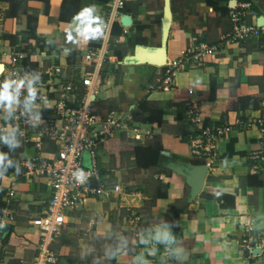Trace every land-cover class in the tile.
Segmentation results:
<instances>
[{
	"label": "crops",
	"instance_id": "crops-1",
	"mask_svg": "<svg viewBox=\"0 0 264 264\" xmlns=\"http://www.w3.org/2000/svg\"><path fill=\"white\" fill-rule=\"evenodd\" d=\"M64 1H0V63L4 72L12 52L29 51L37 71L60 66L61 81L76 87L73 100L79 101L83 55L98 44L111 1L80 0L81 8L91 7V17L70 21L61 19ZM235 1L253 4L260 14L255 22L264 25V0H171L168 30L165 0H125L123 16H130L132 24L118 22L120 34H113V53L104 66L96 106L129 112L130 125L142 136L117 131L99 148L98 185L120 186L121 191L66 211L67 222L52 247L58 264H264V252H250L243 245L249 227L264 235V138L258 128L238 125L249 117L264 118V50L248 40L224 43L202 59L189 53L201 42L217 45L231 31L228 12ZM13 4L21 6L12 15ZM160 48L166 49L164 67L128 59ZM178 59L187 61V67L167 85L169 63ZM57 96L52 94L46 109L50 115ZM189 101L199 108L203 125L232 126L217 139L210 166L191 150L198 126L187 119ZM23 102L33 105L30 98ZM155 110L163 111L161 123L146 120L158 118L151 114ZM12 113L6 92L0 90V264H33L40 254L41 230L32 221L46 211L51 187L45 177L18 174L36 149L13 136ZM137 147L157 150V163L139 166ZM57 150L49 141L43 156L50 159ZM254 153H260L261 162L252 158ZM81 161L84 168L92 167L88 152ZM201 165L208 171L195 192L189 182ZM253 175L262 186L248 182ZM217 193L233 195L235 206H222L212 197ZM166 247L171 257L164 255Z\"/></svg>",
	"mask_w": 264,
	"mask_h": 264
},
{
	"label": "built area",
	"instance_id": "built-area-1",
	"mask_svg": "<svg viewBox=\"0 0 264 264\" xmlns=\"http://www.w3.org/2000/svg\"><path fill=\"white\" fill-rule=\"evenodd\" d=\"M124 8L125 0H111L108 14L100 23L98 44L90 47L83 55L81 77L84 91L81 100H73L77 90L74 85H65L61 81L60 66H51L45 72L25 70L22 61L27 58L29 51L12 52L6 70L0 73V90L6 92L13 111L11 132L17 140L26 144L32 143L36 149V156L24 161L18 174L45 177L51 187L46 211L32 221L41 230L40 254L33 264H58V257L52 247L67 222L66 211L80 208L92 198L108 199L114 192L121 191L120 186L114 189L102 184L94 188L89 186L92 177L99 181L100 172L96 158L99 148L117 131L132 132L137 138L142 136L140 129L130 125L132 118L129 112L100 110L96 106L104 66L111 61L113 53L114 24L121 20ZM259 15L250 2L235 1L230 4L228 12L232 23L231 31L217 45L201 42L189 53L194 59H202L206 55L214 54L224 43L248 40L257 41L259 48L264 50V25L255 22ZM249 18L254 21L249 22ZM186 54L188 52L184 53V57ZM186 67L187 61L182 59L170 62L166 71L167 85L172 84V78ZM44 75L47 76L46 79L43 78ZM41 86L45 88L44 91L39 89ZM55 93L58 96L50 115L46 109H49V101ZM192 93L190 90V94ZM26 98H30L33 105L25 106L23 101ZM186 116L198 126L191 138L192 153L206 158L210 166L217 149V139L229 134L232 126L226 124L212 128L203 125L200 110L194 101L188 102ZM238 125L248 129L258 128L264 138V118L249 117L239 121ZM49 141L58 145L56 154L50 159L43 156L44 146ZM85 152L91 157L90 169L82 165L81 159ZM252 158L260 162L262 159L260 153H254ZM13 194V191H9L10 196ZM248 232L251 234L243 244L246 249L251 252L258 248L264 252V235L252 233V227L248 228ZM164 255L171 257L170 247L164 249Z\"/></svg>",
	"mask_w": 264,
	"mask_h": 264
},
{
	"label": "trees",
	"instance_id": "trees-1",
	"mask_svg": "<svg viewBox=\"0 0 264 264\" xmlns=\"http://www.w3.org/2000/svg\"><path fill=\"white\" fill-rule=\"evenodd\" d=\"M2 1V0H0ZM111 0H93V2L98 4H108ZM80 0H65L62 6L61 10V19L64 21H70L74 18L77 19H87L91 17L92 9L91 7H82L80 4ZM19 4H13L11 6L10 13L14 14V9L16 7H20ZM11 15V16H12ZM118 28V22L114 24L113 28V34H120V31L117 30ZM123 32V31H122ZM35 36V35H33ZM99 37V35H98ZM34 38V37H33ZM36 38V37H35ZM99 39V38H98ZM117 55L119 58H123L122 55H120L119 52H117ZM22 66L27 71H37L38 70V64L35 62H31L30 59L27 57L22 61ZM157 113L158 118L153 116L148 117L147 121H157L161 123L162 117H163V111H151ZM159 158V152L157 150H154L151 147H137L136 148V160L137 164L143 168H147L152 164H156L157 160ZM248 182L255 186H262L263 181L260 179L258 175L250 176L248 179ZM215 199L219 200L222 203V206L226 208H233L235 206V197L233 195L223 194V193H217L216 195L212 196Z\"/></svg>",
	"mask_w": 264,
	"mask_h": 264
},
{
	"label": "water",
	"instance_id": "water-1",
	"mask_svg": "<svg viewBox=\"0 0 264 264\" xmlns=\"http://www.w3.org/2000/svg\"><path fill=\"white\" fill-rule=\"evenodd\" d=\"M165 25L166 30H168L169 26L172 23L173 15L171 10V0H165ZM121 23L125 27H129L132 24V19L130 16L124 15L121 17ZM132 63H149L159 67H164L167 64V55L166 49L160 48L156 52H140L136 54L134 57L128 58ZM0 67H2V71L4 69V65L0 63ZM208 171V167L205 165L198 166L194 179H190V185L195 192H198L203 185V180ZM90 187L94 188L98 186V180L95 178L94 181L88 183Z\"/></svg>",
	"mask_w": 264,
	"mask_h": 264
},
{
	"label": "bare ground",
	"instance_id": "bare-ground-1",
	"mask_svg": "<svg viewBox=\"0 0 264 264\" xmlns=\"http://www.w3.org/2000/svg\"><path fill=\"white\" fill-rule=\"evenodd\" d=\"M0 72H2V67H0Z\"/></svg>",
	"mask_w": 264,
	"mask_h": 264
}]
</instances>
